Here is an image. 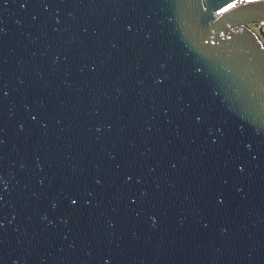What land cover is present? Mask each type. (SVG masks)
Returning <instances> with one entry per match:
<instances>
[{"label": "water", "instance_id": "1", "mask_svg": "<svg viewBox=\"0 0 264 264\" xmlns=\"http://www.w3.org/2000/svg\"><path fill=\"white\" fill-rule=\"evenodd\" d=\"M233 1L0 0V264H264V0Z\"/></svg>", "mask_w": 264, "mask_h": 264}, {"label": "built area", "instance_id": "2", "mask_svg": "<svg viewBox=\"0 0 264 264\" xmlns=\"http://www.w3.org/2000/svg\"><path fill=\"white\" fill-rule=\"evenodd\" d=\"M248 1H255V0H234L229 8L235 7L239 4L246 3ZM216 12V14H218ZM264 43V20L248 23L247 25Z\"/></svg>", "mask_w": 264, "mask_h": 264}]
</instances>
